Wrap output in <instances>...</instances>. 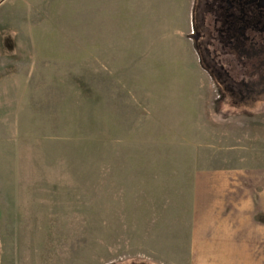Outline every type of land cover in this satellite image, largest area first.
<instances>
[{
	"label": "rangeland",
	"instance_id": "obj_1",
	"mask_svg": "<svg viewBox=\"0 0 264 264\" xmlns=\"http://www.w3.org/2000/svg\"><path fill=\"white\" fill-rule=\"evenodd\" d=\"M195 1L0 0L3 262L264 264V84L231 102ZM230 168L220 246L193 179Z\"/></svg>",
	"mask_w": 264,
	"mask_h": 264
},
{
	"label": "flooded vegetation",
	"instance_id": "obj_2",
	"mask_svg": "<svg viewBox=\"0 0 264 264\" xmlns=\"http://www.w3.org/2000/svg\"><path fill=\"white\" fill-rule=\"evenodd\" d=\"M192 26L199 63L226 87L231 102L257 99L249 92L264 84V0H196Z\"/></svg>",
	"mask_w": 264,
	"mask_h": 264
},
{
	"label": "crops",
	"instance_id": "obj_3",
	"mask_svg": "<svg viewBox=\"0 0 264 264\" xmlns=\"http://www.w3.org/2000/svg\"><path fill=\"white\" fill-rule=\"evenodd\" d=\"M245 173L246 170L243 168H230L202 170L194 174L192 192L194 198V213L210 215L209 225L213 232L212 240H214L211 243L215 245L225 246L230 244L232 239L230 237L236 236L237 234V229L234 227L237 222H224L220 218V215L224 212V208L227 204L233 207L234 212H237L236 207H239V212L242 211L243 204L241 196L237 201L234 198L226 202L223 195L229 190L234 191L241 187L244 178L248 179L245 177ZM230 187L232 188L230 189ZM236 191H234V193H236ZM222 230L225 232L223 233ZM0 249H2L1 240ZM2 259L3 255L1 252L0 264H7L8 260H4L5 262H3Z\"/></svg>",
	"mask_w": 264,
	"mask_h": 264
}]
</instances>
